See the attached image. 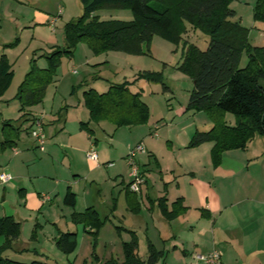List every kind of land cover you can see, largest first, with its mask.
<instances>
[{"label": "rangeland", "instance_id": "374dc122", "mask_svg": "<svg viewBox=\"0 0 264 264\" xmlns=\"http://www.w3.org/2000/svg\"><path fill=\"white\" fill-rule=\"evenodd\" d=\"M256 2L257 0H233L230 8L236 12L234 20H239L249 29V43L264 46V22L254 18ZM81 15L80 0H0V55H4L13 71L11 85L1 97L4 102L0 103V125L4 121H11L15 128L18 126L16 121L22 116L16 95L25 75L33 62L44 68L47 66L44 56L55 48L66 47L65 26ZM95 15L101 21L132 20L130 10L126 8L103 7L97 10ZM182 40L179 45H175L154 35L149 44L142 47L140 54L108 52L98 55L90 52L85 43L79 42L72 56H62L60 59L43 102L31 107V111L42 118L43 124L44 117L50 119L52 116H64L75 121L74 117L77 115H88L80 91L82 82L86 81L99 92L106 90L110 83L127 82L132 92L140 93L141 100L149 109L147 123L131 130L121 127L113 132L112 139V128L107 123H103L102 128L95 127V133L90 137L84 130H80L82 136L71 134L70 143L78 146L77 149H80L83 143L86 144L88 147L85 151H70L66 147L68 134L66 131L61 134L60 130H48V138L45 133L43 152L30 149L29 155L21 153L25 157L14 160L16 156L10 148L0 151V176L7 174L11 177L9 183L4 186L0 184V217L11 215L19 219L22 222L24 241L44 252L53 263L94 264V257H97L98 264L109 260L122 264V243L128 234H131L128 230L133 228L132 230L141 237L138 219L123 209L126 195L121 179L118 177L115 180L114 171L111 169L108 170L104 166L96 168L87 158L90 148L95 146L97 151H101L111 150L113 147L114 152L123 156L124 161L119 160L126 165L123 176L127 182L131 173L127 156L131 149L138 144L146 148L145 141H155L153 149L164 157L159 160L167 163L170 158V146L166 141L163 144L157 143L158 141L170 140L177 135L179 128L195 125L207 128L206 124L211 122L205 112L186 110L193 80L191 74L183 68L184 44H195L204 49L208 38L201 30L186 24ZM247 62L248 56L244 51L239 67L244 68ZM73 71H76V75ZM143 72L158 73L161 81H147L140 76ZM261 84L264 86V81H261ZM28 123L22 122L23 127L16 138L18 144L22 143L19 148L24 151L35 144L31 135L24 131ZM148 123L157 126V138L149 135ZM71 124L68 127L70 133ZM72 126L76 127L75 124ZM94 139H97L96 145L91 143ZM143 156H137V164ZM29 160H33V164H24ZM68 165L73 169L78 167L81 178L79 184L74 187L78 194L74 209L62 202L63 178ZM156 172L152 167L149 173ZM28 178L31 179L29 184L35 185L34 189L48 196L42 206L38 201L35 203V199L30 198L26 190L20 189L24 185L23 181ZM143 187L145 189L147 186L142 185ZM89 206L105 221L96 237L84 232V225L75 222L72 217L73 212H84ZM68 231L76 232L77 249L74 253L65 255L56 246L55 239L60 232ZM126 240L129 242L131 238ZM138 253L139 256H144L145 248L140 245ZM20 260L30 262V259Z\"/></svg>", "mask_w": 264, "mask_h": 264}, {"label": "trees", "instance_id": "16d2710c", "mask_svg": "<svg viewBox=\"0 0 264 264\" xmlns=\"http://www.w3.org/2000/svg\"><path fill=\"white\" fill-rule=\"evenodd\" d=\"M232 1L80 0L82 15L65 26L66 47L55 48L44 56L47 61L44 68L33 62L19 86L16 99L20 112L43 102L60 59L62 56H72L77 43H85L95 55L108 52L140 54L142 47L147 46L154 35L179 45L183 41L182 33L186 31L187 24L201 30L208 42L204 49L195 44L185 43L183 46V68L191 74L193 80L186 110L205 112L212 122L209 130L195 132L187 148L213 142L212 163L214 166L219 165L224 152L243 150L255 136H264V87L261 84L264 81V46L249 43V29L239 20H234L236 12L230 8ZM103 7L129 9L132 20L101 21L95 13ZM254 18L264 22V0H257ZM244 51L248 62L244 68H240ZM140 76L150 82L161 81L160 74L154 72H143ZM12 77L10 65L4 55H0V98L11 85ZM82 96L88 120L80 122L79 126L89 136H93L95 127L101 128L103 123L109 124L115 131L121 127L133 128L145 124L149 119V109L141 100L140 93L132 92L127 82L111 83L104 92L88 88ZM225 114L235 118L234 126L225 124ZM18 132L19 128H15L11 121H4L0 125V151L13 148ZM127 199L130 210L138 213L135 194L128 192ZM155 202L161 216L167 221L173 220L185 210L180 200L174 202L170 210L165 198ZM63 203L70 208L75 206L76 195L69 188ZM72 217L75 222L84 225V232L95 237L105 223L93 208L82 213L74 212ZM21 228L22 224L13 217H0V238L4 239L0 246V264H54L46 259L24 262L6 254L7 251H14ZM55 240L56 246L65 255L77 249L74 231L60 232ZM122 249V264H158L164 257V253L151 243L147 244L146 254L139 256L138 240L133 232L131 240L122 243ZM94 261V264L99 263L97 257H94ZM103 264L117 262L109 260Z\"/></svg>", "mask_w": 264, "mask_h": 264}, {"label": "crops", "instance_id": "0c3cea01", "mask_svg": "<svg viewBox=\"0 0 264 264\" xmlns=\"http://www.w3.org/2000/svg\"><path fill=\"white\" fill-rule=\"evenodd\" d=\"M73 73L76 75V71ZM88 88L95 89L86 81L82 82L80 85L81 94L83 95V92ZM1 102H4L2 98H0ZM21 116L22 118L16 121L17 128L21 131L22 122L28 121V126L24 131L29 135L32 120L39 115L28 108L21 112ZM74 120L64 116L58 118L52 116L50 119L44 117V131L47 138L49 137L48 130H60L61 134L66 131L68 134L66 147L72 152L85 151L88 146L83 143L81 148L77 149L78 146L70 143L72 140L70 135L82 136L79 123L87 121L88 115H77ZM223 120L229 127L235 125V118L231 114H225ZM70 124L73 129L70 127L69 131L72 133L68 132ZM211 126L212 122L206 124L207 128L196 125L179 128L177 135L171 137L170 140L161 139L158 141L157 143L161 144L166 141L170 146V158L167 163L159 160L164 157L159 151L153 149L155 141H145L147 144L144 148L145 153L143 157H140L141 160L139 159L138 163L143 173L144 182L140 185L139 191L133 192L138 201V213L132 212L127 202V193H132V191L128 188L130 177L128 176V181L125 182L123 176L126 169L125 163L122 162L124 157L114 152L112 145V151L107 149L97 151L95 146L89 149L97 154V161H92L96 168L104 166L108 170L111 169L114 171L115 180L118 177L121 179L122 189L126 195L123 209L138 219V230L141 231V237L135 230H132L133 228L131 230L127 228V230L136 235L139 248L141 245L147 251V244L151 243L158 251L164 253V257L158 264H203L197 256L207 255L212 250L220 252L222 264H264V136H255L243 150L224 152L219 165L214 166L211 159L213 142H205L195 148H187L196 131H207ZM127 129L131 130V128ZM148 129L149 135L157 138V126L148 123ZM115 131L112 130L111 139ZM17 137L14 138L13 148H10L11 152L15 154L13 155L16 156L14 160L18 157H25L21 153L29 155L30 149L33 151L36 149L35 144L31 145L27 151L19 148V144L22 143L18 144ZM88 137L90 136L88 135ZM91 143L97 144L94 140ZM27 148L28 145H26ZM146 159L147 162H145ZM32 162L34 161L29 160L24 164L30 166ZM150 167L157 170L156 174L149 173ZM78 169V167L73 169L71 165L67 166L62 187V195L65 196L69 188L76 195V202L78 194L74 187L81 180ZM30 181L29 178L23 181L24 185L20 189L26 190L28 196L34 198L35 203L38 201L42 206L48 196L34 189L36 187L30 185ZM9 182L10 179L6 183ZM6 183L1 185L4 186ZM142 185L147 187L144 189ZM12 186L15 185L12 184ZM160 198L166 199L169 209L174 202L180 200L185 209L184 212L171 221L165 220L155 202ZM90 207L92 206L87 208ZM10 217L13 216L10 215ZM13 218L22 224L19 219ZM128 238H131V234H128L126 239ZM126 239L124 242L127 241ZM0 240L1 246L4 239ZM25 249H29V251ZM8 252L7 255L19 260L23 258L50 260L44 252L31 247L24 241L22 228L19 240L14 245V251Z\"/></svg>", "mask_w": 264, "mask_h": 264}, {"label": "built area", "instance_id": "2783aa9c", "mask_svg": "<svg viewBox=\"0 0 264 264\" xmlns=\"http://www.w3.org/2000/svg\"><path fill=\"white\" fill-rule=\"evenodd\" d=\"M30 135L35 141L36 148L40 151H44L45 147V131L43 126V120L41 117H36L33 119L30 129ZM145 149L142 146V144H138L134 149H131L127 160L131 167V173L129 174L130 177V183H129V189L132 192L139 191L140 185L144 182L143 173L141 172L137 162L136 158L137 156L144 154ZM87 158L91 161L96 162L98 157L95 151L90 150L87 153ZM10 179L9 175L2 174L0 176V184L8 182ZM198 260L201 261L203 264H222L221 262V254L217 250H212L207 255H199L197 256Z\"/></svg>", "mask_w": 264, "mask_h": 264}, {"label": "flooded vegetation", "instance_id": "af4514ba", "mask_svg": "<svg viewBox=\"0 0 264 264\" xmlns=\"http://www.w3.org/2000/svg\"><path fill=\"white\" fill-rule=\"evenodd\" d=\"M129 188V187H128ZM133 193V192H132ZM135 194V193H134Z\"/></svg>", "mask_w": 264, "mask_h": 264}]
</instances>
